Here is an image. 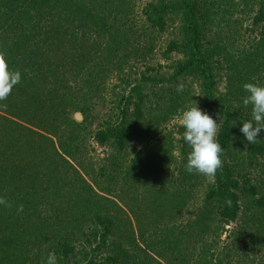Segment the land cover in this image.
<instances>
[{
  "label": "trees",
  "instance_id": "trees-1",
  "mask_svg": "<svg viewBox=\"0 0 264 264\" xmlns=\"http://www.w3.org/2000/svg\"><path fill=\"white\" fill-rule=\"evenodd\" d=\"M237 5L253 12L251 28L245 30L252 37L245 39L241 22L232 19L231 10ZM135 8L133 0H0V51L6 52L10 68L22 76L14 93L0 102V109L12 117L9 122L32 123L47 132L25 130L21 147L0 152V197L12 204L10 209L0 205V264H46L51 252L57 264H95L117 228L119 237L132 243L130 217H126L127 229L114 220L118 211L127 216L125 210L84 178L74 183L79 188L82 181L77 192L70 180L78 170L68 158L76 160L78 132L91 122L92 105L103 99L107 78L115 71L119 77L125 71L129 76L136 63L145 65L168 30L170 37L161 55L170 61L169 71L164 74L148 66L140 79L122 78L130 94L117 107H129L131 102L135 121L127 118L124 106L120 118L116 113L114 122L105 121L93 135L99 145L112 149L106 159L115 173H109L112 178L107 181L118 184L116 171L128 156L130 137L139 131L137 121L148 115L151 126L158 129L194 102L220 124L217 140L223 148V168L205 184L200 207L190 212L184 226L174 221L170 227H158L159 222L170 223L181 214L193 200L194 189L203 184L198 177L206 178L185 170L190 149L182 139V126L177 128V146L173 132L152 144L141 140L143 148L130 158L123 181H130L135 195L142 189L149 209L144 212L149 218L146 228L140 226L138 233L145 245L138 247L143 257L135 261L134 254L119 245L114 255L105 256L99 264H117L123 256V264H161L151 251L169 264H231L224 262L231 252L238 250L244 260L247 248L255 252L264 247V182L259 183L258 177L264 176V130L255 144H249L240 132L242 123L251 119L250 106L242 103L243 84L264 86V0H150L140 16ZM59 57L62 60L57 61ZM151 70L153 75L148 74ZM219 79L225 83L223 91L217 85ZM192 82L198 83L197 94L190 90ZM179 84L184 85L183 92L177 91ZM149 91L163 99L154 108L147 103ZM145 103L149 104L146 109ZM73 112L82 114V122L70 117ZM37 116L40 121L35 122ZM14 128L12 137L19 138L21 126ZM171 162L177 166V175L169 179ZM106 167L101 165L99 172L104 174ZM49 174L48 179L42 178ZM47 182L62 190L69 184L72 194H77L74 205L70 201L58 220L48 217ZM101 200L115 210L100 204ZM20 204L24 210L17 214ZM77 228L80 236L76 238ZM224 233L226 244L219 247ZM76 239H84L80 250Z\"/></svg>",
  "mask_w": 264,
  "mask_h": 264
},
{
  "label": "rangeland",
  "instance_id": "rangeland-1",
  "mask_svg": "<svg viewBox=\"0 0 264 264\" xmlns=\"http://www.w3.org/2000/svg\"><path fill=\"white\" fill-rule=\"evenodd\" d=\"M133 1L136 5L135 9H137V15L140 16L142 14L141 13L142 8L150 0H133ZM239 2L240 0H236V3H239ZM231 13H232V19L238 18L239 21L241 22L242 27L240 29V32L244 35V38L246 39L247 37H252L251 32L247 33L245 32V30L247 28L248 29L251 28V22H252L251 20L253 17V12H248L247 8L244 7L243 5H239V6L237 5L234 9L231 10ZM226 18H227V15H226ZM140 19L142 18L140 17ZM170 31L171 30L166 31L159 38V40L157 41L156 50L154 51L151 59L145 62V65L144 63H136L135 66L132 68L129 76L127 75V72L125 71L126 74L123 73L121 75L122 77H119V75H117L115 71L114 74L110 75V77L107 78L104 84V90H102V93H101L103 96V99L98 100V101L95 100L92 105V108H91L92 116L90 117L91 122L85 125L83 124L81 130L78 132L79 134L77 135L78 138H76V144H78L79 149L75 153L76 160L73 161L72 159L68 158L69 160H71L74 167L78 170V174L76 173L71 174L72 179L70 180V183L73 184L77 192H79L82 189L83 184H82V181L81 183L79 182L78 186L80 187L78 188L77 186H75L74 183L78 182L80 178H84L89 184L92 185V187L100 195H103L104 197L112 198L125 210V213L127 216H124L123 213H120L118 211L117 217L114 218L116 223L119 224L120 228L127 229L128 224L126 221V217H130L131 225L129 226V228L132 227L134 229L135 237L134 239H131L132 243H129L128 240L126 239L120 238L119 235L121 231L118 228L115 229V233L109 237L106 247L103 249L101 254L94 260V262H96L97 264H99V262L103 263V259L105 256L114 255V253L117 252L119 245L121 248L125 249V251L129 255L134 254V256H132L134 258L133 260L139 261L143 257V255L138 252L139 251L138 247H144L145 245H144V242L139 237L138 233L140 231V226L146 228L147 220H149V218H147V215H145L144 212L147 213L149 209L145 207L144 201L142 199V191H141L142 189L140 188V190L136 192L139 195H135L134 194L135 189H133L132 187H129L130 181L129 180L123 181V176L125 174L124 170H126V166L129 165L130 158H132V155L136 152V150L143 148L144 143L152 144L153 140H156L157 137H159L158 139H160L163 136V134L164 135L166 134L167 136L169 134L168 132H173V135H172L173 143L175 146H177V141H178V138L180 137V133L177 130V128L181 126L180 124L181 113L183 110H186L190 107H186L184 109L180 108L167 122L163 123L158 129L151 126L150 123H152V119H148V115H145L146 120H143L142 122L137 121L135 123V128L137 129V131L139 129V131L135 137L134 136L130 137V142L126 150L128 156L126 157L125 163H121L119 169L116 171V175L118 176V180H119L117 185L115 183L109 184L107 181L108 179L112 178L111 174L109 173H112V174L115 173V171L113 170L114 168L112 164L108 163V160L106 159L109 153L112 152V149L108 147L107 145H99L95 141L93 135L98 128H101L103 126L105 121H110L109 119H111V121L114 122L115 118H117L116 113H118V118H120V115L122 114V110L123 108H125L124 106H126V109L128 110L127 118L132 119V121H135V119L131 116V112L134 109L133 104H130L131 102L128 105L129 107H127V105H124L120 109L117 107L119 102L121 101L123 103L125 99L128 97V95L130 94L129 88L124 89L125 81H122V78L127 79L126 81H133L135 79H140L141 71L146 70L148 66L155 68L156 71L159 70L160 73L166 74L169 71L168 66L170 64V61L164 59L161 55V52L163 51L166 41L170 37L169 35ZM243 43L246 44V42H243ZM237 44L240 45L241 43L238 42ZM59 59H61V57H59L57 61H59ZM70 71H71V66L69 67L68 72L70 73ZM154 73H155V70H151L149 71L148 74L153 75ZM217 85L219 89L223 91V88L225 85L224 81H220L219 79ZM191 86H192L190 89L191 92H194L195 94H197L199 90L198 83L194 82L193 84L192 82ZM158 89L159 87L156 86L154 88V91H158ZM12 93L14 92L12 91ZM147 93L151 94L150 91ZM134 99H135V96L132 99V101ZM190 99H193V96H191ZM162 101L163 99H161L159 97V94L156 93L155 95L151 94L150 99L147 100V103L149 102L151 108H154L156 102L162 103ZM149 104H146L144 109H146L149 106ZM119 105L121 106L122 104H119ZM70 117L74 118L76 121H79V122H82L83 120V116L79 112H73ZM9 119H12V117L9 114L4 113V111L0 109V152H4V154L8 152L9 147H12V152H14V150H17L19 147H21V144L24 143L25 141V138L23 137V134H22L23 132H25V130L32 129V130L41 132L43 134L47 133L46 130H44L40 126H35V125L32 126V123L30 124L26 122L22 124L20 121H17V120H15L14 122H9ZM35 119H36L35 122L40 121L39 116L35 117ZM22 125H23V128H22ZM20 126H21L20 128L21 136L19 138H17L16 136L12 137L14 134V131L12 130H15L14 127L19 128ZM146 130L148 131V133H145ZM51 133L52 132H49L51 137H55L54 139L56 140L55 134L53 135ZM141 140L143 144H141L140 142ZM173 155H177V150L173 151ZM105 164H107V167H106L107 171L104 174H101L98 168L101 165H105ZM176 168H177L176 164L174 162H171L167 170V173H168L167 178L170 179L171 174L177 175ZM139 175H140L139 178L143 179V176H142L143 173L141 172ZM260 175L262 174L260 173ZM255 176H256V173H255ZM48 177H51V174L42 176V178H45V179H48ZM258 177H259V183L264 182L263 175L258 176ZM94 180H96L98 184H96ZM198 180L200 182H203V184L200 186L198 185V188L196 190L194 189L196 193L194 195L193 200L189 202V204L186 206V208L181 212V214L177 218L171 220L170 223L169 221L159 222L158 227H163V228L164 226L170 227L174 223V221H175L174 225L184 226L186 222L190 220V217H191L190 212L200 207V204H201V201L204 195V191H205V184H207V182L209 181L207 179H203L202 177H198ZM122 182H125L126 184L122 185ZM65 186L66 188L64 190H62V188L59 186L58 187L50 186L49 182H47V186H44V187H47L48 189L47 190L48 193H45L44 195V201L46 202L45 205L46 204L48 205L47 206L48 217H51L52 220H58L59 219L58 217H63L64 209L67 208L68 203L71 201L70 204L74 205V201L76 200L73 198L77 194L76 195L72 194L73 192L71 191V189L67 187L71 185L67 184ZM108 187L110 188V190L107 189ZM60 188L62 191L60 190ZM262 190H264V187H262ZM59 192L60 194H63V196H59L58 195ZM38 196L39 194L36 196V198L34 197V199L36 200ZM40 199L42 198L40 197ZM67 199L69 201H66ZM100 204L106 207L109 206V209L111 207L112 208L111 210H115L114 206L106 202L105 200H101ZM61 209L63 210L61 211ZM57 211L61 212V214L63 212V214L58 216ZM112 213H115V211H112ZM250 225H252V223H250ZM78 231L80 230L77 228L73 232L74 237L76 238L80 236ZM146 235H147L145 236L146 239H150V234H146ZM224 239H225V233L222 235L219 247L226 244ZM83 241L84 239H76V241L74 240L75 246L78 250L82 248L81 245ZM122 242L124 243L123 246H121ZM238 249H241V247ZM153 250H156V249H153ZM250 251L251 250L247 248L246 257L248 259H244V260L241 259L240 257H242L243 254H241L238 250H236V252H231L229 256H226L224 262L229 261L231 264H262L264 263V247H262L260 251H255V252H250ZM151 252H153L151 253L152 256H154V258L157 261L161 262V264L162 263L169 264L166 258L164 259L158 256L157 254H155L156 253L155 251H151ZM164 254H165L164 256H171L169 253H164ZM219 256L222 257L223 254L221 255V252H219ZM124 259H125V256L121 257L120 261L117 264H123ZM70 264H75V263L72 261L70 262Z\"/></svg>",
  "mask_w": 264,
  "mask_h": 264
},
{
  "label": "clouds",
  "instance_id": "clouds-1",
  "mask_svg": "<svg viewBox=\"0 0 264 264\" xmlns=\"http://www.w3.org/2000/svg\"><path fill=\"white\" fill-rule=\"evenodd\" d=\"M21 80V72L10 68L6 52L0 51V102L8 99ZM243 89L246 95L242 103L245 108L250 106L251 119L242 123L240 132L249 144H255L260 132L264 130V86L245 83ZM177 91L183 92L184 85L179 84ZM180 124L184 129L182 139L190 149L185 170L189 174L202 175L210 182L214 181L217 172L223 168V148L217 140L220 124L195 102L194 106L182 111ZM0 205L9 209L12 207L4 197H0ZM23 210L22 204L16 208L17 214ZM46 264H57L54 252L49 253Z\"/></svg>",
  "mask_w": 264,
  "mask_h": 264
}]
</instances>
